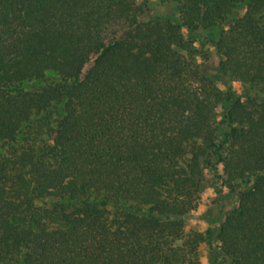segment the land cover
I'll use <instances>...</instances> for the list:
<instances>
[{
  "label": "trees",
  "instance_id": "16d2710c",
  "mask_svg": "<svg viewBox=\"0 0 264 264\" xmlns=\"http://www.w3.org/2000/svg\"><path fill=\"white\" fill-rule=\"evenodd\" d=\"M158 2L0 0V264H264V0Z\"/></svg>",
  "mask_w": 264,
  "mask_h": 264
},
{
  "label": "rangeland",
  "instance_id": "374dc122",
  "mask_svg": "<svg viewBox=\"0 0 264 264\" xmlns=\"http://www.w3.org/2000/svg\"><path fill=\"white\" fill-rule=\"evenodd\" d=\"M150 11L161 15H167L174 9L170 5H163L158 0H151ZM215 61L217 57L213 58ZM234 199L227 197L225 199L220 198L208 187L202 194L200 203L197 209L191 212L187 217V228H196L200 230L214 229L219 221H221L226 212L232 208ZM208 248H202V255L204 256L205 264H207Z\"/></svg>",
  "mask_w": 264,
  "mask_h": 264
}]
</instances>
